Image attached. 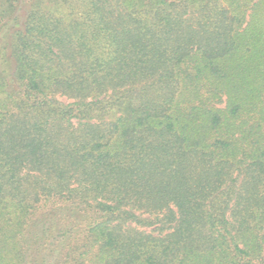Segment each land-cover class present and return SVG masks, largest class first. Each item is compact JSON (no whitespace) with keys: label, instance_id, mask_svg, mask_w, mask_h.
<instances>
[{"label":"trees","instance_id":"16d2710c","mask_svg":"<svg viewBox=\"0 0 264 264\" xmlns=\"http://www.w3.org/2000/svg\"><path fill=\"white\" fill-rule=\"evenodd\" d=\"M0 264H264V0H0Z\"/></svg>","mask_w":264,"mask_h":264}]
</instances>
